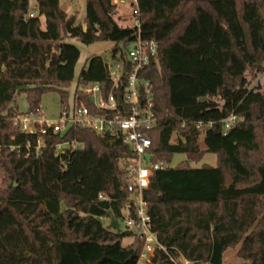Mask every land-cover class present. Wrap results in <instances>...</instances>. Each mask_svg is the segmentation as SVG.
I'll return each instance as SVG.
<instances>
[{"label":"trees","instance_id":"16d2710c","mask_svg":"<svg viewBox=\"0 0 264 264\" xmlns=\"http://www.w3.org/2000/svg\"><path fill=\"white\" fill-rule=\"evenodd\" d=\"M60 1L35 0L40 16L27 17L30 0H0V264H137L144 238L103 222L109 210L119 221L134 215L122 164L131 149L72 127L44 136L40 154L26 156L35 137L15 123L38 110L45 92L58 91L66 103L81 55L68 38L112 41L111 54L132 68L126 49L137 28L116 20L118 5L86 0L83 26ZM139 8L142 37L158 44L139 74L154 96L150 151L167 163L175 153L187 156L153 172L145 189L152 229L166 248L150 264L181 256L223 264L229 248L240 264H264V90L249 79L264 72V0H139ZM92 83L121 102L122 88H113L98 55L82 68L73 100L100 113L80 90ZM18 93L28 110L20 111ZM232 113L238 120L225 133ZM72 139L82 147L56 155V145ZM207 153L218 155L217 166H190Z\"/></svg>","mask_w":264,"mask_h":264},{"label":"built area","instance_id":"2783aa9c","mask_svg":"<svg viewBox=\"0 0 264 264\" xmlns=\"http://www.w3.org/2000/svg\"><path fill=\"white\" fill-rule=\"evenodd\" d=\"M114 4L125 3L131 11L132 26L137 28L136 40L131 48L126 49L127 60L131 63V70L125 71V59L121 53L110 54L109 59H104L109 74V79L114 89L122 88L121 102L117 100L115 92L103 96L99 83H92L81 87L80 90L92 99L94 112L79 99L73 100L72 105L63 104L61 114L57 120H50L44 116L39 107L36 112L15 118L21 130L35 137L34 144L29 141L25 148L34 150L39 155L45 146L44 136L49 133L66 131L72 127L88 128L98 135L110 136L119 139L124 145L131 149L133 156L122 158V164L127 169L128 190L134 203V215H125L123 221L126 228L134 235L144 238V244L140 252L137 264H150L156 249L166 248L157 239L152 229V218L148 210V202L145 199V189L150 184L153 172L170 167L165 161H154L153 153L150 151L152 140L148 135L156 123L153 110L154 96L150 81L142 79L139 74L141 69L147 65L158 53V44L154 40L142 37L139 0H112ZM39 11L36 7L29 10L27 17H37ZM238 117L232 113L224 119V132L227 133L237 122ZM202 122L199 123L201 125ZM211 125V123H209ZM82 147L76 139L67 140L56 145L55 153L60 155L67 150H75ZM15 148L12 146V149ZM150 155V160L146 156ZM119 221V220H118ZM120 223V221H119ZM175 264H195L183 256L180 262Z\"/></svg>","mask_w":264,"mask_h":264},{"label":"rangeland","instance_id":"374dc122","mask_svg":"<svg viewBox=\"0 0 264 264\" xmlns=\"http://www.w3.org/2000/svg\"><path fill=\"white\" fill-rule=\"evenodd\" d=\"M31 6L35 5V0H30ZM61 6L67 12L68 15H74L76 17V24H81L85 26V16H86V0H61ZM131 11L128 9V6L125 3H121L117 7L116 20L121 25H132L131 22ZM43 26L44 20L42 19ZM69 43L76 45L81 52L80 58L77 62L75 68V77L71 84L67 87L68 97L66 104L72 105L75 88L77 85V81L79 78V74L82 68L86 65L88 59L93 55L101 56L104 59H109L111 54V49L114 46L112 41H97L93 44L87 45L82 43L78 38H68L66 40ZM131 45H128L127 48H131ZM250 79V86H261L262 90H264V72L256 76L255 78ZM16 103L20 109V111H26L29 108V103L26 98L25 93H18L16 97ZM63 98L58 91L51 90L45 92L40 98V108L44 112V116L50 120H57L61 114L63 107ZM264 149V147H263ZM187 161V156L184 153H175L173 155L172 161L170 163L171 167H177L181 163H185ZM190 166L192 167H202L203 165L217 166L218 165V155L216 153H207L205 156L197 161L190 162ZM103 222L105 225L110 224L109 218H104ZM121 230L125 231L126 224L123 220H120ZM133 240L132 236L125 237L123 239V244H129ZM241 260L236 258V249L229 248L225 252V259L223 264H240ZM182 263V262H180ZM203 264V263H199Z\"/></svg>","mask_w":264,"mask_h":264},{"label":"water","instance_id":"95a60500","mask_svg":"<svg viewBox=\"0 0 264 264\" xmlns=\"http://www.w3.org/2000/svg\"><path fill=\"white\" fill-rule=\"evenodd\" d=\"M27 87L26 86H23L19 89V91L21 90H25ZM146 159L149 161L150 160V155H147L146 156ZM106 216L109 218L110 220V227L119 231L121 229L120 227V223L118 221V219H116L115 215L113 214V212L111 210H109L106 214Z\"/></svg>","mask_w":264,"mask_h":264},{"label":"crops","instance_id":"0c3cea01","mask_svg":"<svg viewBox=\"0 0 264 264\" xmlns=\"http://www.w3.org/2000/svg\"><path fill=\"white\" fill-rule=\"evenodd\" d=\"M34 6H36V3H35V5Z\"/></svg>","mask_w":264,"mask_h":264}]
</instances>
